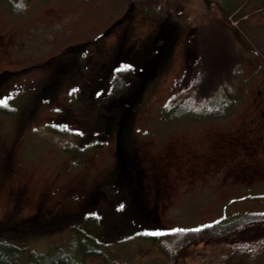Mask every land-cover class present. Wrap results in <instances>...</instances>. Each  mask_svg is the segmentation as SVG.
<instances>
[{"label": "rangeland", "instance_id": "374dc122", "mask_svg": "<svg viewBox=\"0 0 264 264\" xmlns=\"http://www.w3.org/2000/svg\"><path fill=\"white\" fill-rule=\"evenodd\" d=\"M225 5L260 12L239 22L210 0H0L1 242L45 254L82 232L121 264H213L217 244L182 247L180 232L264 218L256 192L226 203L247 156L231 144L240 111L194 116L218 93L237 101L249 56L264 57V0ZM180 101L183 118L170 115ZM153 232L170 238L156 245Z\"/></svg>", "mask_w": 264, "mask_h": 264}, {"label": "trees", "instance_id": "16d2710c", "mask_svg": "<svg viewBox=\"0 0 264 264\" xmlns=\"http://www.w3.org/2000/svg\"><path fill=\"white\" fill-rule=\"evenodd\" d=\"M210 2L217 6L226 18L239 15V9L226 10V0H210ZM200 102L201 105L194 115L196 117L222 116V113L230 112L235 106L234 99L230 98L228 101L223 93ZM184 103L180 101L174 105L170 115L177 114L179 118H183L191 113L189 112L190 104L186 102L185 106ZM57 134L66 135L65 131H57ZM180 233L178 239H181L182 247L186 245V242L204 239L217 244L218 248L222 249L221 257L213 264H264L263 217L246 216L235 221L218 222L198 231L193 229ZM167 238H170V234L149 237L156 245H160L161 240L164 241ZM165 247H171L170 250H172V241ZM90 257L101 258L102 264H121L108 249L82 232H79L76 239L69 242L67 246L53 249L45 254L28 252L23 248L0 241V264H87V259Z\"/></svg>", "mask_w": 264, "mask_h": 264}, {"label": "flooded vegetation", "instance_id": "af4514ba", "mask_svg": "<svg viewBox=\"0 0 264 264\" xmlns=\"http://www.w3.org/2000/svg\"><path fill=\"white\" fill-rule=\"evenodd\" d=\"M248 59L253 71L237 92L233 114L240 111V118L235 124V138L231 142L234 148H241L247 156L240 164L241 173L236 176L239 185L228 189L234 192L226 203L244 197L249 191L257 193L256 199L264 197V57L254 53ZM161 191H151L153 202L158 206L165 202Z\"/></svg>", "mask_w": 264, "mask_h": 264}, {"label": "crops", "instance_id": "0c3cea01", "mask_svg": "<svg viewBox=\"0 0 264 264\" xmlns=\"http://www.w3.org/2000/svg\"><path fill=\"white\" fill-rule=\"evenodd\" d=\"M259 9H260V7H256V9L252 10L250 13L246 12L243 15H240L243 12V10H239L238 12H239V15L241 16L239 19V22L249 20L251 18V14H253V13L256 14L257 12H260ZM255 19H256V22H260L259 21L260 16L256 17Z\"/></svg>", "mask_w": 264, "mask_h": 264}, {"label": "snow or ice", "instance_id": "6c2138e0", "mask_svg": "<svg viewBox=\"0 0 264 264\" xmlns=\"http://www.w3.org/2000/svg\"><path fill=\"white\" fill-rule=\"evenodd\" d=\"M75 91V90H74ZM0 105H4V106H7V101L5 100H0ZM123 207V206H121ZM199 229H197L198 231ZM177 231H182V230H177ZM149 235H153V236H161V235H164V233H160V232H153V233H148Z\"/></svg>", "mask_w": 264, "mask_h": 264}]
</instances>
